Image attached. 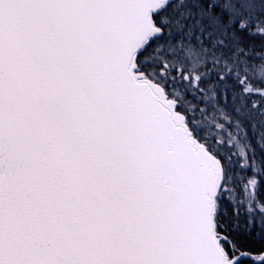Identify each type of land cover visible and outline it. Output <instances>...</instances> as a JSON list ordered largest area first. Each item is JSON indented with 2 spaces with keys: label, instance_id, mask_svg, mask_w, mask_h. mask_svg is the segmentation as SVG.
Instances as JSON below:
<instances>
[{
  "label": "snow or ice",
  "instance_id": "6c2138e0",
  "mask_svg": "<svg viewBox=\"0 0 264 264\" xmlns=\"http://www.w3.org/2000/svg\"><path fill=\"white\" fill-rule=\"evenodd\" d=\"M0 264H264V0H0Z\"/></svg>",
  "mask_w": 264,
  "mask_h": 264
}]
</instances>
